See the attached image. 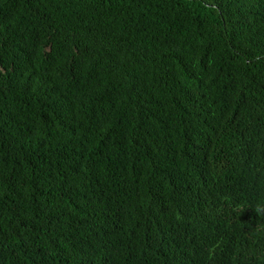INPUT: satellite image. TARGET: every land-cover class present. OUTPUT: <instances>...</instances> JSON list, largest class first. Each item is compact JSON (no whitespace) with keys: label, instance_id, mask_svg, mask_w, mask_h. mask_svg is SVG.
I'll list each match as a JSON object with an SVG mask.
<instances>
[{"label":"trees","instance_id":"trees-1","mask_svg":"<svg viewBox=\"0 0 264 264\" xmlns=\"http://www.w3.org/2000/svg\"><path fill=\"white\" fill-rule=\"evenodd\" d=\"M264 0H0V264H264Z\"/></svg>","mask_w":264,"mask_h":264},{"label":"clouds","instance_id":"clouds-1","mask_svg":"<svg viewBox=\"0 0 264 264\" xmlns=\"http://www.w3.org/2000/svg\"><path fill=\"white\" fill-rule=\"evenodd\" d=\"M255 212L259 216H264V202H259L254 206Z\"/></svg>","mask_w":264,"mask_h":264}]
</instances>
